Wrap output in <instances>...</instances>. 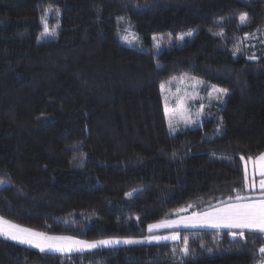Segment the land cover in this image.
Wrapping results in <instances>:
<instances>
[{
  "label": "trees",
  "instance_id": "obj_1",
  "mask_svg": "<svg viewBox=\"0 0 264 264\" xmlns=\"http://www.w3.org/2000/svg\"><path fill=\"white\" fill-rule=\"evenodd\" d=\"M42 17L58 22L55 37L40 40ZM127 25L142 48L119 41ZM156 33L172 36L159 52ZM180 74L237 93L242 111L264 101V0H0L1 217L84 240L142 237L155 221L252 196L243 165L264 151V137H239L219 108L170 133L160 84ZM179 232L176 241L65 253L0 236V264L263 257L262 232Z\"/></svg>",
  "mask_w": 264,
  "mask_h": 264
},
{
  "label": "rangeland",
  "instance_id": "obj_2",
  "mask_svg": "<svg viewBox=\"0 0 264 264\" xmlns=\"http://www.w3.org/2000/svg\"><path fill=\"white\" fill-rule=\"evenodd\" d=\"M49 13V12H48ZM49 16V15H48ZM51 16V15H50ZM48 18V17H47ZM54 18V17H53ZM47 20V19H46ZM55 20V18L53 19ZM50 31L52 29L55 30V35H49L44 36L40 38V40H45V38H53L56 36L57 28H58V22L55 20V22L48 23ZM133 34L137 39H133ZM125 35H128V40L122 39ZM168 37V36H167ZM167 37H165L161 33H156L155 35L151 36V41L153 45V49L156 52H159L163 46L166 44ZM172 36L168 37L171 39ZM118 39L120 42L130 46V47H143V43L140 40V37L138 34H136L134 31L129 29V25L126 27H123L121 36H118ZM240 45L238 46V50L241 51ZM161 96L163 100V107H164V115L167 119V129H169V132H177L179 130H182L183 128H193V126H197L200 124L202 119L210 115L214 110L216 109H222L226 115H228L231 123L233 126H235L236 132L240 135V137L243 138H252L256 139L261 137H264V101L259 103V105H256L252 110L248 111H242L240 109V103L238 101V94L230 91L227 88H222L214 83L208 82L205 79H201L198 76L195 75H189V74H180L178 76H172L169 77V79L163 81L161 84ZM214 87L217 89H226V94L223 95L222 99H217L218 93L214 91ZM211 93V95H210ZM167 110V111H166ZM172 121V126L175 129V131H172L169 128V120ZM186 120H190L191 123H185ZM248 161V160H247ZM250 163L249 168L251 172L254 171L253 165ZM247 172V171H246ZM248 173V172H247ZM246 181V178H245ZM248 190V188H247ZM253 192H251L252 194ZM216 206V205H215ZM201 211H193V213H197ZM188 213V212H187ZM180 214L175 216L174 218H164L163 220L155 221L150 224H159L163 222H171L176 221L177 223H174L171 227H161V228H155L151 232L148 229V224L146 227V230H148V233L146 235H142V237H120V238H107V239H119L124 240L127 238H131L134 240L141 241L140 243H134V244H151L154 242H165V241H176L179 240L181 237V233L179 232L180 229H186L184 226L186 223H192L188 222V218L192 217L193 215H186ZM1 217V215H0ZM184 221V222H181ZM23 227H26L22 225ZM199 227V226H197ZM197 227H189V228H197ZM29 228V227H26ZM212 228V227H209ZM33 229L34 228H29ZM218 229V228H215ZM229 230V229H227ZM38 231V230H35ZM41 232V231H38ZM240 231L231 232V236H237L233 235V233H239ZM41 233H46L42 231ZM47 235H51L46 233ZM173 234L177 235L176 240H146V237L149 236H171ZM264 235V233H263ZM51 236H67V237H73L67 234L64 235H57L53 234ZM79 240L83 241H94V240H84L79 237H74ZM98 240H106V239H98ZM95 240V241H98ZM20 243L19 241H16ZM187 239L184 241V249L187 247ZM120 244H113L112 246H119ZM124 245H131V244H124ZM109 246V245H107ZM81 251L74 248L72 251L65 250V252H76ZM87 251V249L83 250ZM259 253H261L259 251ZM181 256H185L186 254L181 251L179 253ZM262 255V253H261ZM258 264H264V254L263 257H260V260L258 261Z\"/></svg>",
  "mask_w": 264,
  "mask_h": 264
},
{
  "label": "snow or ice",
  "instance_id": "obj_3",
  "mask_svg": "<svg viewBox=\"0 0 264 264\" xmlns=\"http://www.w3.org/2000/svg\"><path fill=\"white\" fill-rule=\"evenodd\" d=\"M45 11L47 12L49 10L46 9ZM247 22L248 18L246 14H242L240 16V23L244 24ZM42 23L44 24L42 35H55V30L52 29L50 31L48 23L43 17ZM129 35H132L133 39H137V37H135L133 34ZM187 35L191 36L192 33L189 32L187 33ZM122 39L127 41L128 35H125L124 37H122ZM176 39L183 40L184 37L181 36L177 37ZM235 54L236 53L233 52V55ZM214 91L218 93L217 99H222L223 95L227 92L226 89H217L215 87ZM185 123H191V121L186 120ZM169 128L172 131H175L172 126L171 119L169 120ZM249 161L252 163L254 170H257L260 176L264 177V153L259 154L255 158L249 157ZM245 186L250 187L247 184V175ZM251 187H255V185H251ZM259 188L261 192L258 197L237 195L234 201L230 197L228 201L219 202L215 207L209 206L208 210H205L201 213H194L192 217L188 218V222L198 221L200 223L211 224L214 227L224 226L230 229H240L238 235L241 238L245 236L244 229H248L250 232H264V178L260 180ZM131 194L132 193H126V195ZM220 204H223V206H220ZM189 207H192V205H189ZM174 223L177 222L171 221L159 224H150L148 225V229L151 232L155 228L171 227ZM233 235H237V233H233ZM0 236L38 248L40 252H63L65 250L72 251L74 248L83 251L85 249L91 250L101 245L107 246L119 243L134 244L141 242L139 240H134L131 238H127L122 241L119 239L83 241L74 237L51 236L47 235L46 233L37 232L35 230L23 227L3 217H0ZM177 238V235L173 234L171 236H149L145 239L151 241L167 239L176 240ZM181 251H183L185 254L188 253L187 247H185ZM259 251L264 254V247H261Z\"/></svg>",
  "mask_w": 264,
  "mask_h": 264
},
{
  "label": "crops",
  "instance_id": "obj_4",
  "mask_svg": "<svg viewBox=\"0 0 264 264\" xmlns=\"http://www.w3.org/2000/svg\"><path fill=\"white\" fill-rule=\"evenodd\" d=\"M239 137H240V135H238ZM241 138H243V137H241ZM245 139H247V138H245ZM250 139H252V138H250ZM262 153H264V151L262 152ZM257 157V156H256ZM255 158V157H254ZM250 161L248 160V161H245L244 162V165H243V168H244V170H245V176L247 175V184L250 186V187H247L248 188V191L249 192H253V194H252V197H258L259 196V194H260V192H261V190H260V188H259V182H260V180L262 179V178H264V177H261L260 176V174H259V172L257 171V170H254L253 172H251V170L250 169H248L249 168V165H250ZM252 165V164H251ZM252 169H254V168H252ZM248 173H247V172ZM251 185H255V187H251ZM217 206V205H216ZM220 206H223V204H220ZM212 207H215V206H212ZM209 208V207H208ZM208 208L207 209H204V210H202L201 212H203V211H205V210H208ZM201 212H197V213H201ZM194 213L193 212H189V213H187L186 215H193ZM22 226V225H21ZM197 226H199V227H204V228H208V227H212V228H218V229H220V228H224V229H229L231 232H236V231H240V229H235V228H232V229H230V228H227V227H224V226H219V227H214V226H212L211 224H205V223H200V222H198V221H193L192 223H186V225L184 226V228H189V227H197ZM33 230V229H32ZM244 230H248V229H244ZM38 232V231H37ZM262 233H264V232H262ZM23 244V243H22ZM24 245H26V246H29V245H27V244H24ZM101 246H104V245H101ZM29 247H32V246H29ZM35 248V247H34ZM36 249H38V248H36ZM39 250V249H38Z\"/></svg>",
  "mask_w": 264,
  "mask_h": 264
}]
</instances>
